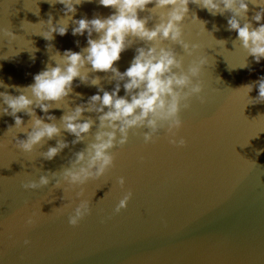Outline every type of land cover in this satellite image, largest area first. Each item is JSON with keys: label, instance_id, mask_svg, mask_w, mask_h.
Returning a JSON list of instances; mask_svg holds the SVG:
<instances>
[{"label": "water", "instance_id": "water-1", "mask_svg": "<svg viewBox=\"0 0 264 264\" xmlns=\"http://www.w3.org/2000/svg\"><path fill=\"white\" fill-rule=\"evenodd\" d=\"M246 2L248 12L241 26L246 19L258 27L264 19L252 18L264 9V0ZM54 3L0 0V81L9 85L0 86V92L19 95L13 86L33 83L35 74L60 61L58 53L87 47L86 31L72 34L73 20L106 18L115 11L99 0H82L75 5L76 12L68 14L70 19L65 17L64 5ZM153 7L138 11L140 18L150 17L148 28L159 21V12L167 11ZM188 9L181 23L182 39L199 46L192 55L170 40L149 42L129 36L130 45L114 64L123 72L138 47L153 44L172 48L178 58L183 57L185 70L192 60L206 58L198 77L204 102L194 95L190 108L180 112L183 124L177 138L184 137L185 146L169 144L164 130L155 143L147 144L139 134L145 129L130 130L127 143L112 149L114 166L105 174L84 185L70 188L62 182L56 187L58 177L51 173L69 166L75 153L93 140L98 123L97 113L85 111L81 119L96 123L73 144L75 137L63 129L60 117L86 103L98 87L111 91L116 83L113 74L93 72L86 64L88 83L74 78L72 92L47 114L35 108L38 117L56 123L61 131L52 139L44 138L31 152L15 146V139H26L27 134L14 127L12 116L0 112V264H264V102H255V82L264 76V58L257 63L241 46L236 31L228 29L230 12L212 15L192 2ZM49 17L53 25L62 18L59 23H67V33L54 32L46 40L43 33ZM6 27L15 39L5 37ZM92 38L98 39L99 34L93 32ZM97 76L99 85H91ZM120 83L118 95L123 96ZM250 83L253 88L248 93L243 86ZM2 107L7 105L0 100ZM17 115L30 131L31 117L23 112ZM48 115L56 119L49 121ZM61 140L68 142L67 147L52 160L44 159L42 153ZM41 175L49 176L48 185L21 186L38 181ZM120 176L125 178L123 189L116 183ZM81 187L84 195L76 197ZM128 189L132 197L115 213V205ZM85 198L91 214L73 227L68 215ZM69 202L71 207L63 212L55 210ZM33 211L37 222L28 227L24 218ZM25 239L30 244L25 245Z\"/></svg>", "mask_w": 264, "mask_h": 264}, {"label": "clouds", "instance_id": "clouds-1", "mask_svg": "<svg viewBox=\"0 0 264 264\" xmlns=\"http://www.w3.org/2000/svg\"><path fill=\"white\" fill-rule=\"evenodd\" d=\"M190 2L206 9L212 15L230 12L232 15L227 20L228 29L236 31L241 46L257 63L264 58V23L253 27L252 23L245 19L241 26L240 20L248 12L246 0H99L100 5L113 8L115 11L106 18L97 16L92 19L73 20L76 26L72 28V34L83 35L86 31L87 47L78 52L65 50L62 56L58 53L60 61L54 67L48 65L35 74L33 83L24 87L13 86L16 87L19 95L0 92L2 104L7 105L2 107L0 112L12 116L15 121L14 127L21 128V132L27 134L26 139H15V146L24 152H31L44 138L52 139L61 131V127L56 123H47L43 118L38 117L35 108L47 114L50 108L65 100L72 92L74 78L79 77L81 82L88 83L86 64L91 65L90 70L93 72L113 74L112 78L116 83L111 91L98 87L97 93L91 95L86 103L78 104L60 117L63 129L75 137L73 144L83 140L84 135L88 134L96 123L91 118L81 119L85 111L97 113L98 123L93 140L83 150L75 153V159L69 162V166L64 167L59 173H51L52 177H58L55 180L56 187H60L62 182H66L70 188L84 185L89 179H97L105 174L114 166L115 154L112 149L127 143L130 130L145 129L139 133L145 144L155 143L160 131L164 130L169 144L185 146V138H177V130L183 124L180 112L182 109L190 108V98L194 95L201 103L204 102V97L199 95L202 92V83L198 77L201 67L206 63V58L201 56L192 60L185 70L183 57L178 58L172 48L153 44L147 48L138 47L129 67L123 72L114 64L130 45L131 41L127 39L129 36L149 42H155L158 38L170 40L181 45L188 55H192V51L199 46L189 45L182 39L181 27L189 11ZM55 3L64 5L65 17L72 19L68 14H74L75 5L82 3V0H55ZM150 4L154 5L153 10L167 9L166 12H159V21L152 28L147 27L150 17L140 18L138 15V11H144ZM252 19L256 22L264 19V9L257 12ZM61 20L62 18L53 25L49 17L48 29L43 33L46 40L52 39L54 32L61 36L67 33V23H59ZM2 31L5 37L15 39L16 35L10 28L6 27ZM93 32L99 34L98 39L92 38ZM194 78H197L195 82ZM121 81L125 93L123 96L118 95ZM90 83L98 86L100 77H93ZM255 83L258 87V97L255 102H264V76ZM0 86L9 87L2 81ZM243 87H246L249 93L253 84ZM20 112L31 117L30 131L28 127H22L24 121L17 115ZM47 119L54 121L56 117L48 115ZM67 143V141H57L55 146L48 147L47 151L42 153L43 158L52 160L67 147ZM140 159L143 160V157L141 156ZM49 180L48 175H41L38 181L29 180L21 186L24 189H37L48 185ZM116 183L123 189L125 178L117 177ZM83 195L84 189L81 187L76 192V197ZM131 197L132 191L128 189L115 205L114 212L119 213L125 208ZM69 207L71 202L64 203L55 210L63 212ZM90 214L89 199H80L68 215V224L75 227ZM37 215L36 211L31 212L24 218V224L28 227L34 226ZM23 243L28 245L30 241L25 239Z\"/></svg>", "mask_w": 264, "mask_h": 264}]
</instances>
